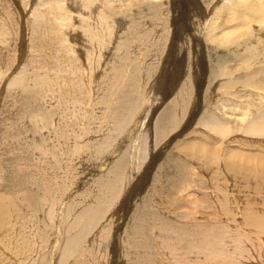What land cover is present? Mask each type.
Returning a JSON list of instances; mask_svg holds the SVG:
<instances>
[{"label": "bare ground", "instance_id": "1", "mask_svg": "<svg viewBox=\"0 0 264 264\" xmlns=\"http://www.w3.org/2000/svg\"><path fill=\"white\" fill-rule=\"evenodd\" d=\"M172 2L194 10L183 18L173 12L169 29L159 18L165 0H0V47L17 32V13L28 37L22 64L0 68L7 100L0 111L14 113L0 118V248L10 245L30 264H50L52 254L99 264L94 247L106 251L102 243L112 239L114 264L116 250L123 264H264V200L227 183H253L256 195L264 189V0ZM144 15L161 20L166 54L158 72L168 71L173 52L187 69L161 99L154 84L149 96L141 85L154 70L141 53L151 38ZM174 148L163 164L173 196L158 190L166 202L129 209L124 192L145 186L142 168L148 173ZM206 175L210 187L201 183ZM117 203L123 212L115 221ZM165 204L164 215L182 223L160 215ZM31 242L50 248L41 255Z\"/></svg>", "mask_w": 264, "mask_h": 264}, {"label": "rangeland", "instance_id": "2", "mask_svg": "<svg viewBox=\"0 0 264 264\" xmlns=\"http://www.w3.org/2000/svg\"><path fill=\"white\" fill-rule=\"evenodd\" d=\"M171 1V2H170ZM163 2H164V0H163ZM170 3V4H169ZM185 4V3H184ZM97 5V3H95V4H93L91 7H90V11H95V6ZM21 5L19 4H16V12H18V10L20 9L21 10V7H20ZM165 6V7H164ZM171 6V7H170ZM173 5V2H172V0H165V3L163 4V14H161L160 15V19H163V18H165V19H167V21H168V23H169V25H170V27H169V29H171V15H172V13L173 12H176L177 14L176 15H178L180 18H183V17H186V15L187 14H189V13H191V11H193L194 10V7L192 6V4L190 5V8H191V11H189V10H186V9H184L183 11H184V14H186V15H184L183 14V11H180V9H179V4L177 5V6H174ZM17 7H20V8H17ZM187 7V6H186ZM74 8H76V7H73V9L72 8H70V11L72 10L75 14L77 13V11H78V9H74ZM169 8V9H168ZM175 10V11H174ZM196 10V9H195ZM86 10H84L82 13H84V14H86L88 11H86ZM168 11H170V12H168ZM179 11V12H178ZM197 11V10H196ZM120 14L121 13H119V14H117V16L116 17H114L113 18V21H114V23H115V27H116V30L118 31L119 30V25H121L122 26V24L124 23V20H121L120 22L118 21V19H121V17H120ZM167 15V16H166ZM120 17V18H119ZM144 18L141 20V27L142 28H145L146 30L145 31H149V30H151L150 31V34H151V38H150V42L148 43V45L146 46V47H144L143 48V50H142V52L141 53H143L142 54V57H144V58H147L148 56V61H146L147 59H144V64H151L152 65V68L154 69L153 71H152V73L151 74H149V75H152L153 74V72H154V74H155V72H156V74H155V76H159L160 75V80H159V82H158V84L156 85L155 84V82H153V79H151L150 77L151 76H149V75H141V81L143 82H141V85H144L145 84V89H146V87H147V89L145 90V94L147 93L148 94V96H149V94H152V89H150V86H151V84L153 85L154 84V90H153V94L155 93V91H157L158 93H159V96H158V98H160L161 99V97H163V95L164 94H166V96H168V91L169 92H171V91H173V89H176V87H177V85L178 84H180V83H182V82H184V76H185V73H186V71H187V69H186V66L184 65L183 66V64L182 65H180V63H179V61L180 60H182V56H179L178 54H175L174 52L171 54V56H170V58L171 59H173V62H171L172 64H173V66H172V64H171V66H169L168 67V71L165 69V71H164V73H162V71H160V72H158V70H159V68H161L162 69V65H163V63H162V61H163V59H164V56H165V54H166V47H164V42H163V40L161 39V41L158 39L157 40V38H158V29H159V27H156V25L158 24V23H160V21L161 20H159L158 21V19H149V15H144L143 16ZM168 17V18H167ZM116 18H118V19H116ZM146 19V20H145ZM15 20L17 21V27H18V29L17 30H13V31H17V32H14V34H13V37H10L9 36V39L10 40H12V44L10 43V46H9V44L6 46V47H8V48H6V47H3V46H1L0 47V52H1V56H0V68H1V70H3L4 72H5V70L7 69V67H9V65L11 64V62H13V64H15V61L16 62H18V63H21L22 64V62L24 61V59H25V57H26V54H27V39H28V37H27V28H26V25H25V23H24V21H25V18H23V19H21L20 17H19V14L17 13L16 14V16H15ZM143 22V23H142ZM120 23V24H119ZM145 23V24H144ZM151 23V24H150ZM117 24H118V26H117ZM146 24H147V26H146ZM153 24V25H152ZM159 25V24H158ZM150 27V28H149ZM155 27V28H154ZM15 28V27H14ZM118 28V29H117ZM155 29H157V30H155ZM155 30V31H154ZM143 32H144V30H143ZM108 35H106L105 37H107ZM104 37V38H105ZM110 38V37H109ZM108 38H106L105 40H104V42L105 43H108V40H107ZM112 39H113V41H114V35H112ZM152 39V40H151ZM159 41V42H158ZM158 43H159V46H158ZM157 44V45H156ZM12 46V47H11ZM6 49V51H5V49ZM12 50H11V49ZM7 49H10L11 51V53L10 54H12V56H9V51L7 50ZM144 51V52H143ZM183 53H186V51H185V47H184V50H183V52L181 53L182 55H183ZM3 54V55H2ZM145 54V55H144ZM16 55V56H15ZM175 55V56H174ZM178 55V56H177ZM160 56V57H159ZM162 56V57H161ZM17 57V58H16ZM191 57V56H190ZM3 58V59H2ZM15 58H16V60H15ZM171 59H169V61L171 60ZM150 60V61H149ZM161 60V61H160ZM147 62V63H146ZM148 62H150V63H148ZM5 63V64H4ZM157 63H159V66H156V64ZM4 64V65H3ZM20 66V65H19ZM170 69V70H169ZM157 72H158V75H157ZM154 76V75H153ZM143 77V78H142ZM147 77V78H146ZM163 79H164V81H163ZM145 80V81H144ZM8 80H6V82H7ZM146 82V83H145ZM151 82V83H150ZM148 83V84H147ZM161 83V84H160ZM6 84V83H5ZM5 84H3L2 85V87H0V100H2L1 102H0V104L3 102L4 104H6L7 103V100H5V94L4 93H6V87H4V86H6ZM160 84V85H159ZM159 85V86H158ZM179 86H181V85H179ZM5 90V91H4ZM148 90V91H147ZM2 91V92H1ZM150 91H151V93H150ZM3 93V94H2ZM2 94V95H1ZM150 98H151V96H150ZM5 101V102H4ZM164 101V100H163ZM162 104H164V103H161V105ZM9 108H10V106H9ZM1 109H3V107H1L0 108V110ZM176 112L179 114V111H177L176 110ZM193 112V111H192ZM3 113V114H2ZM12 114V116H11V118H9L10 117V115ZM14 113H13V111L12 110H10L9 112L7 111V112H1L0 111V118H2L1 120H5L6 118H9V121H10V119H12L13 118V115ZM190 114H191V110H190V108H188V110H187V112L185 113V119L184 120H187V118L190 116ZM6 116H9V117H6ZM178 116H180V115H178ZM4 118V119H3ZM0 120V121H1ZM15 120V119H14ZM0 128H1V126H0ZM175 133V132H174ZM173 133V134H174ZM171 136H169L168 137V139L170 138ZM29 139V136H27V140ZM170 140V139H169ZM29 141V140H28ZM168 141V140H167ZM22 142H24V139H23V141ZM177 149L176 148H174L172 151H170L169 149L168 150H165V151H161V153H160V156L162 157V159L160 160V161H158L157 163H156V165H153L152 164V167H151V170L148 172V173H145L146 172V168L148 167V165H145V167L144 168H142V175H144V174H147V176H146V178H145V186H143L142 185V187H139V188H137V192L138 193H140L141 195H138L137 194V192L136 193H134V194H132L131 195V187H132V185L135 183V181L133 180L131 183H129V185H128V190H131V191H125L124 192V195H123V197L121 198L122 199V201H123V204L125 203V202H127V200L129 201V202H131V206L129 207V209L130 208H132L131 210L133 211V209L135 208V210L138 208L137 206H139V205H142L144 202H145V200L146 199H149V201L150 202H152L153 204H157V202H160V201H164V202H166V199L165 198H163V196L162 195H160V193L159 194H156L157 192H158V190H160L162 193H166L167 194V196L168 197H171V196H173V195H170L169 193L170 192H172V191H174V190H171V185H172V183H171V180L173 179L172 178V171L169 169H165V168H167L168 166H166L165 168H164V166H163V164L165 163V162H167V160H170V161H173V159L175 158V156L174 155H176V153H177V151H176ZM174 151H175V154H174ZM159 152H160V150L159 149H157L155 152H153V154H152V159L154 160V157L157 155V154H159ZM87 153H88V151H87ZM12 157V156H11ZM87 156H86V154H83V159H85ZM165 157V160L163 159ZM174 157V158H173ZM2 159H6V156H2L1 157ZM173 158V159H172ZM152 160V161H153ZM163 160V161H162ZM92 164H93V162H91ZM11 168H12V166H11ZM75 171L76 172H78L79 170H77V169H75ZM173 173H174V170H173ZM84 175H85V173H84ZM85 176H87V175H85ZM138 177V176H137ZM205 180H204V179ZM210 179V177H209V175H206V176H203L202 177V181H201V183L204 185V186H206V187H210L209 185H207L208 183H209V179ZM156 180H165V182L163 183V184H160V185H156ZM219 180H220V178H219ZM221 180H222V178H221ZM223 181V180H222ZM227 183L229 184V185H232V187H234V183H235V185H236V187H237V190H239V195L240 196H251V197H253V198H255V200H257V201H259L260 199H262V200H264V198H260V196L259 195H261V193H264V191H262V190H264V189H262L261 190V193L259 194V195H256V194H254L251 190H253L254 188H255V186H253V183H251V184H248V182H246V185L243 183V181H241V179L240 180H238L237 182H234L232 179H227ZM0 185L3 187V186H5L6 185V182H1L0 183ZM141 186V185H140ZM243 186V187H242ZM251 186V187H250ZM235 187V188H236ZM248 187V188H247ZM250 187V188H249ZM141 188V189H140ZM79 189L81 190L82 189V187H79ZM250 189V191H248ZM85 190V192L86 191H88V189H84ZM236 193V192H235ZM143 194V195H142ZM127 195V196H126ZM130 195V196H129ZM126 196V197H125ZM155 196V197H154ZM143 197V198H142ZM258 197V198H257ZM140 198V199H139ZM142 198V199H141ZM159 199H160V201H159ZM135 200H136V202H139V203H136L135 202ZM154 200H155V202H154ZM158 200V201H157ZM134 203H135V205H134ZM119 207V208H118ZM154 207V209L156 210V208H157V205H154L153 206ZM167 207V204H165L164 205V207H163V209H159L158 211H159V213H160V215L164 218V219H166V220H168V221H170L169 219H172V221H175L177 224L178 223H182V221L180 220L179 221V218H177L178 219V221H177V219H175V216L173 215V217H168V216H165L164 214L165 213H163L164 211H165V208ZM118 208V209H117ZM118 211V212H113V211ZM113 211H111L110 213L111 214H113L114 215V219H115V221H116V219H119V217L121 216V214H122V212H123V205L122 206H120L118 203L113 207ZM132 211H129L128 212V210H127V212H126V216H127V219L126 220H128V217L130 216V213H132ZM176 214V213H175ZM239 220H240V217L238 218ZM155 225V224H154ZM52 233H53V231H52ZM150 233V232H149ZM151 234H153V233H151ZM50 236H51V234H50ZM110 236V239H111V235H109ZM52 237V236H51ZM114 244H113V243ZM20 244V243H19ZM103 245H104V247H108L107 248V250L106 251H103V250H100L99 248H98V246L96 247H94V254H95V258L96 259H98V262H99V264H114V262H113V257L112 256H114V251H115V248H116V242L114 241V240H109V242H103L102 243ZM114 245V246H113ZM20 246H21V244H20ZM31 246H32V249L36 252V253H40L41 255H43L49 248H50V245L49 244H46V245H44V244H37V243H32L31 242ZM111 246V247H110ZM9 247H10V245H7V248H5V247H2V248H0V264H13L14 262H15V264H21V262L22 263H24V264H30V263H32V260H30V261H27V260H24L23 259V255L22 254H20V253H15V254H13V255H11L10 254V251H12L11 249H9ZM15 247H19V246H17V245H15ZM23 251H25V250H23ZM161 252V255H162V258H163V260H167V254L166 253H164L163 252V250H161L160 251ZM113 253V254H112ZM116 253H117V256H116V264H123V256H122V254L120 255V252H119V250H116ZM120 255V256H119ZM258 255V254H257ZM122 256V259H120V257ZM112 257V258H111ZM49 259H50V264H67V262H68V264H70L72 261H76V258H72V259H70L69 257H67V258H69L70 260H67L66 258H63V260L61 261V262H58V256H55V254H52V255H49V257H48ZM112 259V261H111V259ZM119 258V259H118ZM168 262H170L169 260H167ZM187 261L189 262V263H192V262H195V260H194V258L193 257H188L187 258ZM200 261V260H199ZM76 264H78L77 262H76Z\"/></svg>", "mask_w": 264, "mask_h": 264}]
</instances>
